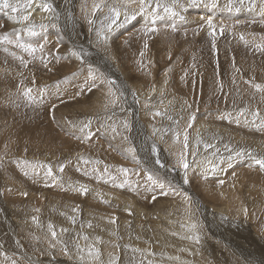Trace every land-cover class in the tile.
<instances>
[{
  "label": "rangeland",
  "instance_id": "obj_1",
  "mask_svg": "<svg viewBox=\"0 0 264 264\" xmlns=\"http://www.w3.org/2000/svg\"><path fill=\"white\" fill-rule=\"evenodd\" d=\"M6 2L0 264H39L56 247L72 264L87 255L92 264H264V169L255 163L264 159V0ZM77 11L95 14L83 23ZM203 89L214 91L209 101ZM210 123L219 134H203ZM147 140L150 154L139 146ZM4 205L17 213L7 240ZM26 217L56 247L20 249L26 237L14 232ZM165 221L170 231L154 233ZM199 234L205 242L191 241Z\"/></svg>",
  "mask_w": 264,
  "mask_h": 264
},
{
  "label": "bare ground",
  "instance_id": "obj_2",
  "mask_svg": "<svg viewBox=\"0 0 264 264\" xmlns=\"http://www.w3.org/2000/svg\"><path fill=\"white\" fill-rule=\"evenodd\" d=\"M92 1V0H91ZM81 2L85 5V3H86V0H81ZM80 2V3H81ZM79 3V2H78ZM95 3V2H94ZM75 4V3H74ZM88 4H90V3H88ZM83 5V6H84ZM74 6V5H73ZM77 7H79V6H77ZM84 8H85V6H84ZM87 8V7H86ZM85 8V9H86ZM88 9V8H87ZM81 10V9H80ZM72 11V10H71ZM75 11V10H74ZM85 11V10H84ZM102 11V10H101ZM92 12V11H91ZM87 13L86 15H85V17H83V16H81L79 13H78V11L76 12V16L77 15H79V17L82 19V22L83 23H87V21L90 19V17H91V14H95V13ZM70 13V12H69ZM132 13V12H131ZM135 13V12H134ZM147 13V12H146ZM146 13H144V14H142V12H141V15H145ZM190 13V12H189ZM71 14V13H70ZM82 14H83V12H82ZM99 14V13H98ZM103 14V13H102ZM102 14H100V15H102ZM105 14V13H104ZM136 14H137V12H136ZM140 14V13H139ZM96 15H97V13H96ZM106 15V14H105ZM109 15H112L111 13H109L108 14V17H109ZM135 15V14H134ZM149 15V14H148ZM69 16H71V15H69ZM137 17L138 16H140V15H136ZM147 16V15H146ZM146 16H145V18H144V20L146 21ZM192 16V15H191ZM95 17V16H94ZM98 17V16H97ZM144 17V16H143ZM198 17V16H197ZM201 17V16H200ZM78 18V17H77ZM110 18V17H109ZM112 18H116V17H114L113 15H112ZM141 18V17H140ZM199 18V17H198ZM98 19H99V17H98ZM117 19H119L120 21L121 20H125V18L124 17H120V18H117ZM200 19V18H199ZM203 19H204V17H203ZM78 20H79V18H78ZM97 20V19H96ZM148 20V19H147ZM85 21V22H84ZM92 21V20H91ZM89 22V21H88ZM5 23H7V22H5ZM10 23V22H9ZM10 25V24H9ZM66 24H63V27H65V28H67V26H65ZM12 28V27H11ZM128 28V27H127ZM14 29V28H13ZM85 30H86V33H88V31H89V28H84ZM9 30V29H8ZM135 30V29H134ZM137 30V29H136ZM76 32V31H75ZM136 32V31H135ZM69 34H70V32H69ZM126 34V33H125ZM130 34H132V33H130ZM133 34H135L134 32H133ZM61 35V34H60ZM72 35V34H71ZM87 35V34H86ZM124 36V35H123ZM127 36V35H126ZM129 36V35H128ZM127 36V37H128ZM132 36H134V35H132ZM60 37H62V35L60 36ZM80 38V37H79ZM60 39V38H59ZM76 39V38H75ZM78 39V38H77ZM65 40V39H64ZM64 40H62V41H64ZM85 40V39H84ZM83 40V41H84ZM62 41H60V42H62ZM75 41V40H74ZM82 42V41H81ZM118 43H119V40L117 41ZM134 43H132V42H129L130 44L129 45H131V43L132 44H138L136 41H133ZM136 42V43H135ZM47 43V42H46ZM78 42L76 41V43H75V45L77 44ZM83 43V42H82ZM81 43V44H82ZM86 43V42H85ZM20 44V43H19ZM79 44H80V41H79ZM121 44V43H120ZM71 45V44H70ZM139 45V44H138ZM138 45L136 46V47H138ZM63 46H64V44H63ZM79 46V45H78ZM83 46H85V45H83ZM125 46V45H124ZM73 47H74V45H73ZM87 47V46H86ZM85 48V47H84ZM132 48H133V46H132ZM76 49V48H75ZM85 49H87V48H85ZM84 49V50H85ZM90 50V49H89ZM83 51V50H82ZM85 51H88V49L87 50H85ZM140 51V50H139ZM16 52V51H15ZM93 52V51H92ZM92 52L90 53V54H92ZM10 53V52H9ZM82 53V52H81ZM84 53H86V52H84ZM16 54H18V53H16ZM86 55V54H85ZM91 56V55H90ZM91 57H93V56H91ZM101 58V57H100ZM91 59V58H90ZM103 59V58H102ZM101 59V60H102ZM101 60H99L100 62H101ZM132 60H134V59H132ZM92 61V60H91ZM97 61V60H96ZM138 61V60H137ZM103 62H104V60H103ZM133 62V61H132ZM136 62V61H135ZM139 62V61H138ZM98 63V62H97ZM102 63V62H101ZM106 63V62H105ZM109 63V62H108ZM94 65V64H93ZM97 66V65H96ZM101 67H102V65H100ZM99 66V67H100ZM105 66H107L106 68H105V70L104 71H109L108 69H111V65L110 64H105ZM103 68V67H102ZM1 74V73H0ZM90 73H89V71H88V75H89ZM89 78V77H88ZM87 78V79H88ZM85 79V78H84ZM86 79V80H87ZM6 83V82H5ZM79 83V82H78ZM4 84V83H3ZM82 84V83H81ZM51 86V85H50ZM53 86V88H54V90H55V88H57V89H59L58 87H55L56 85H52ZM63 86V85H62ZM61 86V87H62ZM60 87V88H61ZM209 87V86H208ZM63 88V87H62ZM64 89H65V87H64ZM205 89V88H204ZM203 89V90H204ZM206 89H207V87H206ZM210 89V88H209ZM211 89L213 90V88H212V86H211ZM208 90V89H207ZM205 91V92H207V93H205L204 91H203V93H205V95L204 94H202L203 95V99H204V97H205V100L207 99L208 101L210 100L209 98H211V96H212V94H213V92L214 91H211V92H208V91ZM215 90V89H214ZM63 91V90H62ZM53 93H55V92H53ZM191 95V94H190ZM196 96H198V95H196ZM195 96V97H196ZM197 98V97H196ZM200 98V97H199ZM214 100V99H213ZM151 101V100H150ZM204 101V100H203ZM129 103H130V105H132V107L133 108H135L134 107V104H133V102H131L130 100H129ZM156 103V102H155ZM206 103H210V102H206ZM211 103H213V102H211ZM153 104H154V102H150V108L153 106ZM192 104L193 103H191V106H192ZM202 104V103H201ZM94 107V106H93ZM205 107H208V105L207 106H205ZM150 108H148L147 109V111H149L150 110ZM190 109V108H189ZM193 110V109H192ZM214 110H215V108H214ZM191 111V110H190ZM163 112V115L162 116H164V114H166V113H164V111H162ZM161 112V113H162ZM172 113H173V111H171ZM170 112V113H171ZM185 113V112H184ZM208 113V112H207ZM192 115V114H191ZM168 116H170V115H168ZM171 116H172V114H171ZM176 116V115H175ZM181 116V115H180ZM186 116H188V114L186 115ZM161 117V116H160ZM167 118V117H166ZM185 118V117H184ZM171 119V118H170ZM174 119H175V117H174ZM198 119V118H197ZM232 119V118H231ZM237 119V118H236ZM137 120V119H136ZM164 120V119H163ZM183 120V119H182ZM232 120H235V119H232ZM134 121H135V119H134ZM173 121H176V120H173ZM199 121V120H198ZM201 122L199 123V124H197V126L199 127H202V125H206L207 126V124H204V123H202L203 121L202 120H200ZM162 122V121H161ZM179 122V121H178ZM182 122V121H181ZM197 122V121H196ZM215 122V121H214ZM160 125H162V123L160 124ZM180 125V124H179ZM181 125H182V123H181ZM180 125V126H181ZM210 125H212L213 126V128L212 127H210V128H208V129H211L210 131H206V132H204L203 134H205V133H207V132H214V133H217V134H219V132H216V131H218L217 130V125H214V124H212V123H210ZM229 125V124H228ZM235 125V124H234ZM237 125V124H236ZM141 126V125H140ZM164 126V125H163ZM176 126V128H177V126L178 125H175ZM143 127V126H142ZM165 127V126H164ZM167 127V126H166ZM178 128H180V127H178ZM184 128V127H183ZM197 127H195V129H196ZM232 128V127H231ZM146 129V128H145ZM163 128H161V130H162ZM166 129V128H165ZM164 129V130H165ZM195 129H194V131H195ZM207 129V130H208ZM146 130H148V129H146ZM168 129H166L165 131H167ZM202 130H203V128H200L199 129V135L200 136H202L203 134H202ZM163 131V130H162ZM178 131H180V129L178 130ZM205 131V130H204ZM222 132V131H221ZM196 134V133H195ZM185 135V134H184ZM194 135V134H193ZM7 138H8V135H7V133H5V134H3V136H2V139L0 140V147L1 148H3V145H4V143L6 142V140H7ZM168 143H170V142H168ZM149 144H150V142L147 140V141H145V142H139V146H140V148H141V150L142 151H146V152H148L149 154H150V151H149V149H151V147L149 146ZM248 145V144H247ZM179 146V145H178ZM176 147V146H175ZM248 147V149H249V145L247 146ZM180 148V147H179ZM179 148L177 147V149L175 148L174 150L172 149V151H171V153H170V157H171V159L173 160V161H175V162H178V164H174V166L176 165L177 167H179V163L181 162V158H182V151H181V149L179 150ZM160 150V149H159ZM155 151H156V149H155ZM181 151V152H180ZM241 151V150H240ZM243 151V150H242ZM241 151V152H242ZM147 153V154H148ZM161 153V152H160ZM169 153V152H168ZM157 154H158V152H157ZM242 154V153H241ZM192 155V154H191ZM242 156H243V154H242ZM162 158V157H161ZM166 158V157H165ZM168 158V157H167ZM204 159V158H203ZM242 161L240 162V164L239 165H241V164H243V163H245V159H241ZM172 161V162H173ZM198 161H200V162H202L201 160H198ZM197 161V162H198ZM239 161V160H238ZM167 163H168V161H167ZM203 163V162H202ZM151 164V163H150ZM154 164H155V162H154ZM197 164V163H196ZM198 164H199V162H198ZM202 165H204V164H202ZM151 166V165H150ZM168 166V165H167ZM8 167H11V166H8ZM161 167V165H157L156 164V166H151V168H155V169H158V168H160ZM164 168H162V169H160V171L161 170H163ZM3 171V170H2ZM156 171V170H155ZM236 172V171H235ZM5 173V172H4ZM7 173V172H6ZM217 174H219V173H217ZM6 175H8V174H6ZM240 175L242 176V179L244 180V179H250L249 178V176L251 175V172L249 171V170H246V169H240ZM6 177V176H5ZM4 176L2 177V179L3 178H5ZM157 177V176H156ZM155 178V177H154ZM158 178V177H157ZM159 178H161V177H159ZM15 179V178H14ZM14 180H12V182H13ZM32 181H34V180H32ZM37 181V180H36ZM35 183H37V182H35ZM15 184H19V182L17 181ZM126 185V184H125ZM129 185V184H128ZM162 185V184H161ZM133 187L132 185H129V187ZM123 187V186H122ZM134 188V187H133ZM154 188V187H153ZM156 188V187H155ZM155 190V189H154ZM162 190V189H161ZM141 192V191H140ZM147 192V191H146ZM142 193V192H141ZM145 193V192H144ZM143 193V194H144ZM152 193V192H151ZM134 194V193H133ZM146 194V193H145ZM150 195V194H149ZM155 195V194H154ZM127 196H129L128 194H127ZM144 196H146V195H144ZM134 197V196H133ZM143 197V196H142ZM9 198V197H8ZM124 198V197H123ZM129 198V197H128ZM153 198V197H152ZM156 198V197H155ZM121 200H123V199H121ZM129 200V199H128ZM137 200V199H136ZM212 200H216V198L214 197V199H212ZM8 201V200H7ZM20 201V200H19ZM18 201V202H19ZM230 201L231 202H233V203H235L236 201H237V198H236V196L234 195V196H231L230 197ZM165 202V201H164ZM4 203H6V200H5V202ZM149 203V202H148ZM153 203V202H152ZM7 204V203H6ZM12 204V203H11ZM10 204V202H9V205L10 206H12ZM21 204V203H20ZM159 204L161 205V203L159 202ZM163 204V203H162ZM165 204V203H164ZM15 205V204H14ZM167 205V204H166ZM4 207L6 208V210H7V212H8V214L10 215V217H11V219L14 217V216H16L17 217V213L16 212H11L8 208H7V206H5L4 205ZM24 207V206H23ZM146 207V206H145ZM9 208H11V207H9ZM14 208V207H13ZM15 210V209H14ZM167 210V209H166ZM137 211V210H136ZM27 212H30V211H27ZM135 212V211H134ZM137 213H139V210H138V212ZM141 213V212H140ZM29 215V214H28ZM122 215H124V214H122ZM121 215V216H122ZM140 216H141V214H139ZM143 215V214H142ZM168 215V214H167ZM165 218V216H162V218ZM29 217H26V221L27 222H25L24 223V225L25 226H23V225H19V224H17V228H18V231L17 230H15V234H16V236H17V238L20 236L21 237V239H24L25 237H26V240L24 241V242H22V243H20L21 244V247H20V249L22 248V247H24V246H26L25 245V243H26V241H28V243L29 244H31V246L32 245H36V244H38L37 246H41V247H43V248H45L46 250H47V248H49V247H56L55 246V244L57 243H55V242H53V243H55V244H52V245H50V241H51V239H50V241L49 240H47L46 239V237H41V235L39 236V235H37L36 233H37V230H35V228H34V226H33V223H32V221H28L27 219H28ZM137 218V217H136ZM94 219V218H93ZM92 219V220H93ZM140 219V218H139ZM157 219H158V217H157ZM221 219V218H220ZM95 220V219H94ZM96 221V220H95ZM143 221V220H142ZM163 221H164V219H163ZM209 221V220H208ZM213 221V220H212ZM217 221V220H216ZM158 222V221H157ZM163 224H164V227L162 226V224H160L161 226H162V228H164V230L161 228V226H160V228L159 229H157V230H153V232L154 233H158V234H160L161 232H165V233H167L168 231H170V227H168L167 226V222L165 221V222H162ZM154 224V223H153ZM96 225V227H98V224H95ZM155 225V224H154ZM158 225V224H157ZM156 225V226H157ZM171 225V224H170ZM139 226V225H138ZM147 226V225H146ZM140 227V226H139ZM148 227V226H147ZM157 228V227H156ZM57 229V228H56ZM121 229V228H120ZM136 229H138V228H136ZM9 230L10 231H12L9 235H8V233H9ZM13 230H14V225H13V219H12V226L9 228V229H7V235H6V237H5V240H7V239H10V238H12V237H15V235L13 236L12 234H13ZM40 233H41V231H39ZM22 233L25 235V237H22L23 235H22ZM21 234V235H20ZM36 234V235H35ZM46 235V234H45ZM51 235V234H50ZM157 236H159V235H157ZM164 237V236H163ZM203 236L201 235V234H199V236L198 237H191V241H194V242H205L204 240H202L203 238H202ZM16 238V237H15ZM50 238H51V236H50ZM157 238V237H156ZM58 239V238H57ZM56 239V240H57ZM19 240V239H18ZM200 240V241H199ZM23 241V240H22ZM55 241V240H54ZM62 242V241H61ZM65 242V241H64ZM59 243V242H58ZM69 243V242H68ZM62 244V243H61ZM58 246V245H57ZM71 246V245H70ZM110 246H111V249H113V247H112V245L110 244ZM47 247V248H46ZM63 247H64V245H63ZM37 248H35V250H36ZM53 249V248H52ZM39 250H41V249H39ZM49 250V249H48ZM50 250H51V248H50ZM75 250V249H74ZM112 251V250H111ZM47 252V251H46ZM45 252V253H46ZM36 253H38L37 252V250H36ZM44 253V252H43ZM88 253V252H87ZM41 253H39V256H41L40 255ZM45 255H47V256H43V254H42V257H43V259L41 258V257H39V258H41L42 259V261L40 262L39 260V264H72L71 262H68V261H66L65 259H67L66 257L65 258H63L64 256H63V252H60L58 249H57V247L56 248H54L53 249V251L51 252V253H46ZM87 255V254H86ZM92 255V254H91ZM37 256V255H36ZM35 256V257H36ZM67 256V255H66ZM34 257V258H35ZM87 260L89 261H86L85 259H83L82 261L83 262H75V264H92V258H94L93 256H92V258H91V256L90 255H87ZM78 259V258H77ZM113 259V258H112ZM157 259V258H156ZM37 260V259H36ZM68 260V259H67ZM81 260V259H80ZM106 260H109V263H111V259H106ZM65 261H66V263H65ZM123 262V261H122ZM125 263V262H124ZM145 263V262H144ZM95 264V263H94ZM121 264V263H120ZM126 264V263H125ZM129 264V263H128ZM141 264V263H140ZM148 264H159L158 262H155V263H153V262H149Z\"/></svg>",
  "mask_w": 264,
  "mask_h": 264
},
{
  "label": "snow or ice",
  "instance_id": "obj_3",
  "mask_svg": "<svg viewBox=\"0 0 264 264\" xmlns=\"http://www.w3.org/2000/svg\"><path fill=\"white\" fill-rule=\"evenodd\" d=\"M9 5L7 4V2H6V0H5V3H4V7H8ZM45 10H47V6H45ZM13 11H16V9L15 8H13ZM165 11H171L169 8H165ZM173 15H175V13L173 12L172 13ZM117 15H118V13H117ZM25 19H27V17H25ZM153 23H155V21H153ZM208 24H209V26L211 27L212 26V21L211 20H209L208 21ZM149 31H155V29H149ZM32 34H34V33H32ZM0 42H2V40H0ZM20 47H22V48H24V46L23 45H20ZM25 51H28L30 54L32 53V52H34L35 51V49H33V48H31L30 46L29 47H27V48H25L24 49ZM23 62V61H22ZM255 87L257 88V89H260V85H255ZM189 126H191V125H189ZM186 141H187V137L185 136V146H187V144H186ZM255 163L257 164V165H259V167L261 168V169H264V159H257L256 161H255ZM183 167L185 168V169H187L188 168V164L186 163V162H184L183 163ZM52 173H51V169H49L48 170V175H51ZM149 179H151V178H149ZM161 187H162V185H161ZM84 191H86V190H84ZM49 227L51 228V225H49ZM55 235H56V233L55 232H52V236L55 238Z\"/></svg>",
  "mask_w": 264,
  "mask_h": 264
}]
</instances>
